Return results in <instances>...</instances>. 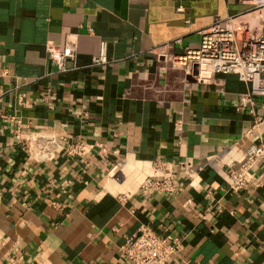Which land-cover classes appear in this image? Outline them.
Instances as JSON below:
<instances>
[{
  "label": "crops",
  "instance_id": "1",
  "mask_svg": "<svg viewBox=\"0 0 264 264\" xmlns=\"http://www.w3.org/2000/svg\"><path fill=\"white\" fill-rule=\"evenodd\" d=\"M251 5L0 0V264H132L119 249L142 224L181 238L166 264H264V180L235 191L226 170L264 138V121L253 126L235 108L247 84L234 74L221 87L201 84L156 56L177 37L172 53L197 46V29ZM72 37L76 67L57 72L45 44ZM101 40L107 61L94 64ZM254 101L264 116V96ZM7 114L22 116L26 133L81 140L85 150L28 157ZM205 158L215 162L194 185L179 172L177 192L139 190L153 161Z\"/></svg>",
  "mask_w": 264,
  "mask_h": 264
},
{
  "label": "built area",
  "instance_id": "2",
  "mask_svg": "<svg viewBox=\"0 0 264 264\" xmlns=\"http://www.w3.org/2000/svg\"><path fill=\"white\" fill-rule=\"evenodd\" d=\"M244 1V0H241ZM251 7L241 13L225 17L215 16L211 22L196 30L200 39L197 46H185L183 52L172 53L169 48L181 43L177 37L163 44L156 56L176 63L187 75L201 84H214L221 87L223 76L234 74L247 84V89L236 96L235 108L246 110L253 116V126L260 125L264 116L256 112L254 99L264 96V0H251ZM178 10H183L178 6ZM45 50L53 61L57 72H65L76 67V40L68 38L61 47L57 42L48 40ZM106 58V40L100 41L99 53L92 57V63L102 64ZM14 123L13 136L23 142L28 157L40 160L51 158L56 151L63 149L68 155L81 153L85 144L79 140L65 143L63 135L30 134L23 131L22 116L7 114ZM99 150L105 151L102 144ZM215 158L194 163L187 159L178 160L174 166L169 160L152 162V175L145 177L139 184L141 192L174 193L182 188L178 173L188 177L189 184H196L199 171L205 164L213 165ZM260 163L264 164V138L251 142L242 158L227 166L229 187L239 191L249 186H258L264 180V173L258 172ZM174 168L166 173L168 166ZM126 197L119 196L123 201ZM181 246L180 237L167 238L158 234L148 224H142L138 230L125 237L120 246V255L132 264H166L169 257L176 255Z\"/></svg>",
  "mask_w": 264,
  "mask_h": 264
}]
</instances>
